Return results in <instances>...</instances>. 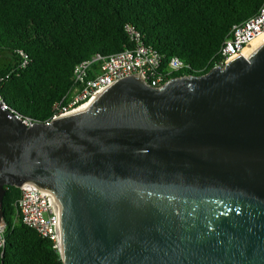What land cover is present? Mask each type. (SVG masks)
I'll use <instances>...</instances> for the list:
<instances>
[{
  "label": "water",
  "instance_id": "1",
  "mask_svg": "<svg viewBox=\"0 0 264 264\" xmlns=\"http://www.w3.org/2000/svg\"><path fill=\"white\" fill-rule=\"evenodd\" d=\"M26 184L57 200L63 264H264V45L49 123L0 97V222Z\"/></svg>",
  "mask_w": 264,
  "mask_h": 264
},
{
  "label": "trees",
  "instance_id": "2",
  "mask_svg": "<svg viewBox=\"0 0 264 264\" xmlns=\"http://www.w3.org/2000/svg\"><path fill=\"white\" fill-rule=\"evenodd\" d=\"M264 0H0V97L25 119L46 122L73 85V71L95 55L108 57L142 42L185 68L169 79L204 76L232 27L254 16ZM26 64L24 65V63ZM22 192L6 187V247L0 264H63L51 240L26 226Z\"/></svg>",
  "mask_w": 264,
  "mask_h": 264
},
{
  "label": "built area",
  "instance_id": "3",
  "mask_svg": "<svg viewBox=\"0 0 264 264\" xmlns=\"http://www.w3.org/2000/svg\"><path fill=\"white\" fill-rule=\"evenodd\" d=\"M126 30L134 47L108 57L97 54L78 64L73 71L72 87L63 99L55 104L53 116L45 123L73 114L76 110L92 104L97 96L126 77L141 76L147 84L158 89L172 80L169 79L172 74L185 68V63L174 57L170 60L167 71H162V55L146 47L141 35L133 27L126 26ZM263 33L264 1L254 16L232 27L220 47L218 54L222 62L218 67L224 68L227 63L240 57L254 39ZM23 119L27 126L34 122L30 119ZM19 189L22 195L17 206L22 222L43 238L51 240L54 248L59 251L61 249V224L55 196L49 190L35 185ZM5 247L6 223L3 221L0 222L1 255Z\"/></svg>",
  "mask_w": 264,
  "mask_h": 264
},
{
  "label": "bare ground",
  "instance_id": "4",
  "mask_svg": "<svg viewBox=\"0 0 264 264\" xmlns=\"http://www.w3.org/2000/svg\"><path fill=\"white\" fill-rule=\"evenodd\" d=\"M264 45V33L261 34L260 36H258L257 38L254 39V41L250 44V46L248 48H246L243 53L241 54L242 57L248 59L250 58L259 48H261ZM91 104H88L78 110H76L74 113L76 112H81L84 111L86 109H88L90 107ZM28 185L31 184H26L22 187H27ZM59 215H60V211H59Z\"/></svg>",
  "mask_w": 264,
  "mask_h": 264
}]
</instances>
